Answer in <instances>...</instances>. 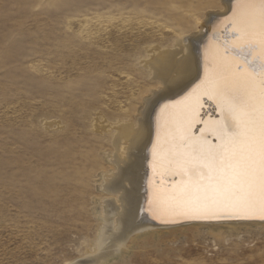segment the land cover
I'll list each match as a JSON object with an SVG mask.
<instances>
[{
	"label": "rangeland",
	"instance_id": "rangeland-1",
	"mask_svg": "<svg viewBox=\"0 0 264 264\" xmlns=\"http://www.w3.org/2000/svg\"><path fill=\"white\" fill-rule=\"evenodd\" d=\"M223 7L219 0H0V264H72L94 251L98 212L111 197L101 188L111 151L98 150L111 142L92 122L112 102L114 115H134L146 92L157 90L141 56L174 38L161 33L162 12L191 22L194 36L201 31L194 23ZM189 10L195 13L186 18ZM112 87L117 98L110 99ZM75 107L87 124L77 143L63 139L67 125L74 128ZM68 127L73 136L77 127ZM79 143L88 146L82 153L92 166L76 170L67 161ZM106 264H264V224L157 227L132 236Z\"/></svg>",
	"mask_w": 264,
	"mask_h": 264
},
{
	"label": "bare ground",
	"instance_id": "bare-ground-1",
	"mask_svg": "<svg viewBox=\"0 0 264 264\" xmlns=\"http://www.w3.org/2000/svg\"><path fill=\"white\" fill-rule=\"evenodd\" d=\"M219 1L224 5L221 12H216L218 9L215 12H213L214 10L212 12L206 11L207 13L194 23V26L200 24L201 27V31L194 36L191 35L192 27L189 26L191 22L189 23L184 17L179 18L176 15L170 18L168 15H163L165 12L161 11L163 19H157L158 23H163V28L160 29L162 30L161 33L163 32L164 34L168 31L169 36L173 35L174 38H171L172 41L168 42L169 44L166 46L156 47L154 45L152 47L151 45L145 53L143 51L144 54L141 56V58L144 57L146 59V65L156 81L154 86L157 87V90L152 91L150 89L143 98L141 97L142 99L139 102L141 107L139 106V108L135 109L134 115L130 113L127 116H123V114L114 115L112 113L114 111L111 112L110 109H114L116 103L112 102V104H106V109L104 110L101 107L100 112L97 114L98 117L92 122L91 127L94 133L99 138L110 139L109 141L111 142V145L103 142L98 150L99 152L110 148L111 151L107 155V168L101 172L103 174L101 181L102 192L110 194L111 197L104 199L98 212V219L100 220L99 236L93 246L94 251H88L86 258L79 259L72 264H106L114 256L121 254L122 249L132 236L149 232V230H154L157 227H178L198 223L207 225L224 223L235 225L264 224V219L261 218L264 213L261 212L259 203L245 210H234L230 207H211L197 212L190 207L187 200L188 193L194 191V185L197 182H207L202 180L199 175L190 176L187 171L189 166L195 164V161L192 160L193 149L199 148L207 152L217 150L221 145V140L217 138L218 134L215 127L217 122L224 119V116L217 107L215 98L210 99L205 95L211 85L209 83L210 72L206 75L204 53V47L208 45L207 59L209 64L217 61V51L222 52V49H218L217 42L210 40V37H212L214 30L218 29V34L223 33L231 24L228 17L232 14L231 9L234 0ZM193 12L195 13L193 10L184 11L185 17L188 18L187 15L190 13H192L190 16L193 15ZM127 18L129 19V17ZM115 27L118 26L115 25ZM115 32L113 31V36L117 34ZM125 33H128V31ZM152 36L147 37L150 38ZM115 51L118 53L117 50ZM112 55L111 57H114ZM119 55L122 54L119 53ZM114 59L116 58L114 57ZM113 69L111 73L114 76L120 75L121 72L117 71L116 68ZM201 81H204V83H201ZM113 82L115 83V80ZM112 88V93L108 94L110 99L111 96L117 98L116 89ZM151 93L152 96L147 98ZM109 98L106 101H110ZM66 102L65 105L67 104ZM92 102L86 100L85 105L88 106ZM77 107L72 111L75 119L72 126L74 125L75 129L77 127V131H74L72 136L69 133L72 131H68L67 125L63 132L65 141L73 139L77 143V138L79 139L83 132L82 128L87 125L81 120L79 116L80 110ZM116 109V112H118L122 108ZM109 128L111 130H108ZM84 133L86 134L85 131ZM83 147L87 148L88 146L79 143L77 146L78 154L68 157L67 164H70L76 170L92 166L91 163H84L83 157H85V154L82 153ZM95 152L97 153V151ZM63 165L65 164L63 163ZM101 168H104V166ZM95 171L93 170V172ZM91 177L93 178V175ZM75 183L76 186L80 184L78 181ZM66 187L68 188V185ZM66 187L64 186V188ZM83 191L87 192L88 190ZM62 195L64 196V194ZM73 196L71 192L70 196H68L69 202L75 201ZM157 196H159V199ZM64 197H62V204ZM204 212L207 214H204ZM185 221L190 222L170 226L162 225Z\"/></svg>",
	"mask_w": 264,
	"mask_h": 264
},
{
	"label": "snow or ice",
	"instance_id": "snow-or-ice-1",
	"mask_svg": "<svg viewBox=\"0 0 264 264\" xmlns=\"http://www.w3.org/2000/svg\"><path fill=\"white\" fill-rule=\"evenodd\" d=\"M231 13L229 28L210 37L222 49L217 61L209 64V46L204 47L211 85L205 95L215 98L224 116L215 127L221 145L193 149L195 164L187 171L207 182H197L187 200L197 212L259 203L264 213V0H234Z\"/></svg>",
	"mask_w": 264,
	"mask_h": 264
},
{
	"label": "water",
	"instance_id": "water-1",
	"mask_svg": "<svg viewBox=\"0 0 264 264\" xmlns=\"http://www.w3.org/2000/svg\"><path fill=\"white\" fill-rule=\"evenodd\" d=\"M186 222H190V221L177 222V223H167V224H162V225L170 226V225H175V224H183V223H186Z\"/></svg>",
	"mask_w": 264,
	"mask_h": 264
}]
</instances>
